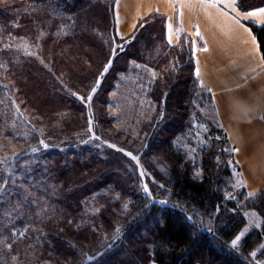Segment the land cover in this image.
Returning <instances> with one entry per match:
<instances>
[{
    "label": "trees",
    "instance_id": "16d2710c",
    "mask_svg": "<svg viewBox=\"0 0 264 264\" xmlns=\"http://www.w3.org/2000/svg\"><path fill=\"white\" fill-rule=\"evenodd\" d=\"M41 1L0 0V47H7L0 52V71L10 76L27 105L46 107L61 117L83 115L92 93L101 117L96 123L109 133L113 151L112 145H120L103 109L118 82H125L133 72L137 87L144 83L139 81L141 69H148L153 77L148 87L144 85L154 113L142 122L138 146H143L142 157L164 152L152 161L168 169L149 168L152 174L146 175L145 187L141 177L127 173L119 153L117 157L87 155L90 140L86 138L82 142L71 137L49 139L38 129L32 135L24 129L15 142L21 144L22 137L28 136L33 145L0 153V264H253L251 251L264 235V189L254 192L258 194L255 201L246 207L239 205L241 195L252 191L242 185L225 193L219 190L231 165L240 176L239 166L217 119L211 91L195 75L190 37L183 33L178 42H168L165 15L156 11L120 36L115 29V0ZM236 6L249 10L264 6V0H236ZM58 20L69 33L55 37L44 32ZM246 24L264 59V26ZM33 37L44 44L45 57ZM62 44L72 47L67 54ZM72 57L82 65L80 69L70 65L75 63ZM195 103L201 106L200 112L208 106L215 113L204 135L210 139L200 152L198 172L174 148L175 137L190 131L188 110ZM23 107L0 75L1 137L11 139L12 124L24 128ZM116 136L124 138L120 132ZM37 150L45 157H34L23 167L21 161ZM22 167L26 176L17 185L10 183L9 176L20 173ZM42 172L57 188L61 185L60 195L48 192L50 185L44 181L49 187L38 198L34 188ZM104 192L110 199L87 211ZM7 197L19 208L9 211ZM248 209L257 213L260 226L233 245Z\"/></svg>",
    "mask_w": 264,
    "mask_h": 264
},
{
    "label": "crops",
    "instance_id": "0c3cea01",
    "mask_svg": "<svg viewBox=\"0 0 264 264\" xmlns=\"http://www.w3.org/2000/svg\"><path fill=\"white\" fill-rule=\"evenodd\" d=\"M120 2L125 0H115L114 7L118 35L130 33L138 19L156 11L165 15L168 42H178L183 33L190 37L195 75L211 91L241 185L252 193L264 189V59L246 25L251 21L264 26V14L246 15L264 6L242 11L236 0H154L147 9L137 10L131 21L126 19L130 27L123 33Z\"/></svg>",
    "mask_w": 264,
    "mask_h": 264
},
{
    "label": "rangeland",
    "instance_id": "374dc122",
    "mask_svg": "<svg viewBox=\"0 0 264 264\" xmlns=\"http://www.w3.org/2000/svg\"><path fill=\"white\" fill-rule=\"evenodd\" d=\"M47 0L41 1V4H45ZM73 1V0H72ZM101 3V0H96ZM114 2V7H115ZM92 16V15H90ZM50 18V17H49ZM51 19V18H50ZM247 25V24H246ZM72 26V25H71ZM248 26V25H247ZM52 28L50 30L49 28ZM249 27V26H248ZM44 32H49L54 34L55 37L64 36L69 33L68 27L65 26L64 22L57 21L56 23H51L47 30L43 29ZM89 30L92 33V27L89 25ZM129 34V33H128ZM121 36V35H120ZM38 41L37 38H32ZM39 42V41H38ZM52 43V42H51ZM37 45V43H36ZM37 47L40 48L41 52L45 57L44 44L39 42ZM61 49L65 50L67 54L69 49L72 48L68 44L60 45ZM1 49H7V47H0ZM60 49L58 48V51ZM59 54V53H58ZM65 55V54H64ZM24 57L23 55H21ZM49 57V55H48ZM75 61V58L72 57L71 60ZM70 65L73 69H80L82 65L75 61L73 63L70 62ZM3 66L0 64V68ZM142 75L140 76L139 81L144 82L147 87L149 82L152 79V75L149 74V70L146 68H142ZM59 74L63 75L61 72ZM0 75L7 80L12 87L13 93L19 97L20 102L23 104L24 110V119L25 125L24 128L20 127L19 124H12L15 128L14 134L9 138L0 136V153L4 154L6 152H15L17 150H27L30 146L33 145V140L28 136L22 137V143L19 144L15 142V136L21 137L22 131L27 130L28 135H32L33 131L36 129L40 130L42 134H44L49 139H60L66 140L70 139V137L75 141H83L84 138L90 140V153H86L87 155H96L102 157H117L115 153H119L123 156L126 168L128 169L129 174H135L141 177V182L146 187L145 177L148 173L152 174L149 171V168H153L159 172H165L168 168L163 165V163L152 161L153 158L162 157L165 155L164 152L152 153V155H145L142 157L140 153L143 150V146H138L141 138L139 137V133L141 132L142 122L146 119H150L152 113H154V107L148 99V95H146V91L148 90L144 83H140L137 87L134 85V73L131 72L128 77L125 78V82H118V88L112 94L113 98L108 101L105 110L106 114L109 115V118L112 122V130L113 138L116 139L119 143V147L116 145H112L113 151H111V146L109 143V133H105L101 130V126L96 123L97 118H99L98 122H101L100 113L97 112V108L94 106V101L92 97V93H90L89 97L86 100L84 113L83 115H66L65 117H61L59 113L47 111L46 107L44 109H39L35 107L33 103L32 108L25 103V98L19 95L17 90V86L14 82H11L10 76L0 71ZM64 76V75H63ZM133 79V80H132ZM91 84V83H90ZM87 85V86H90ZM200 105L194 104L193 107H190L188 110V119L189 123L192 124L190 127V131L187 134L179 135L174 139V148L183 154L186 158H188L192 165L195 167L196 172L200 170V152L203 147L208 144L210 136L205 138L204 135L209 128L211 121L215 118V113L211 107L204 106L200 112ZM50 110V108H48ZM63 114H66L65 111H62ZM68 113V112H67ZM54 120L51 121V118L55 115ZM79 119L76 121L75 119ZM10 125L9 123H4V126ZM28 126H32L33 130L29 131L27 129ZM16 130V131H15ZM117 132L123 134L124 138H119L116 136ZM111 136V135H110ZM106 139V141H104ZM122 140V141H121ZM127 144H125V141ZM34 157H45L42 155L41 150L30 152L23 161H21L22 166L26 163H29L33 160ZM148 162L146 165L145 162ZM47 164L46 160H43L42 167L46 170L45 165ZM161 164V165H160ZM22 167L20 173H15L9 176V182L13 184H18L19 179H22L26 176V171ZM238 170L231 165L230 166V174L225 176L222 182L219 185V190L225 193L229 189H238L241 186V178L237 172ZM50 188L48 192L60 195L61 194V185L57 188L56 185L53 184L47 176L42 172V174L38 178V182L34 189L38 190L39 196L41 198V191H47L46 188ZM106 192L102 194H98L96 197V204H91L90 208L87 211L96 210L104 200L110 199V195H105ZM257 193H245L242 194V200L239 202L240 207H246L248 204H251L255 201L257 197ZM46 196H52L46 195ZM103 196H107L103 198ZM46 198V197H45ZM93 201V200H92ZM7 209L9 211H15L19 208L18 205L14 204V201L11 197H7ZM245 211V210H243ZM256 213V212H255ZM254 211L249 209L246 211L247 221L239 233L233 239L236 240L239 237L240 242L244 235L251 230L252 228H257L260 226V221ZM263 256L259 258L261 255ZM251 255L254 257L253 264H264V235L261 237L260 243L251 251Z\"/></svg>",
    "mask_w": 264,
    "mask_h": 264
},
{
    "label": "bare ground",
    "instance_id": "6f19581e",
    "mask_svg": "<svg viewBox=\"0 0 264 264\" xmlns=\"http://www.w3.org/2000/svg\"><path fill=\"white\" fill-rule=\"evenodd\" d=\"M154 0H125V3L123 2L119 3L118 11L120 14V21H122L121 31L124 33L126 32L130 27V22L126 19H131L134 17V13L137 10H145L149 7L151 3H153ZM160 6L166 7L165 4L161 3Z\"/></svg>",
    "mask_w": 264,
    "mask_h": 264
},
{
    "label": "snow or ice",
    "instance_id": "6c2138e0",
    "mask_svg": "<svg viewBox=\"0 0 264 264\" xmlns=\"http://www.w3.org/2000/svg\"><path fill=\"white\" fill-rule=\"evenodd\" d=\"M234 7V5H233ZM235 10V9H234ZM259 14H264V8L259 9L257 11H253V12H249L246 15L247 16H257ZM169 28H171V25H169ZM205 51H207V49H204ZM199 74V72H197V75ZM251 195V194H250ZM239 240V237L236 238V240L233 241V245H235L237 243V241Z\"/></svg>",
    "mask_w": 264,
    "mask_h": 264
}]
</instances>
